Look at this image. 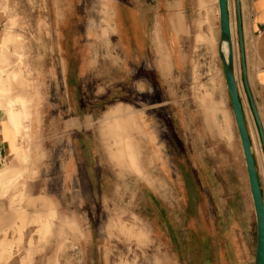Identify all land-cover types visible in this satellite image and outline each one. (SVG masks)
<instances>
[{"label":"crops","instance_id":"obj_1","mask_svg":"<svg viewBox=\"0 0 264 264\" xmlns=\"http://www.w3.org/2000/svg\"><path fill=\"white\" fill-rule=\"evenodd\" d=\"M39 1L41 4L45 2ZM209 1L104 0L102 7H94L86 0L85 5L80 7L78 0H52L49 6L32 9L35 11L33 14L37 15L108 16L106 22L114 29L110 32L109 39L115 42L117 56L120 58V62L113 64L111 70L124 72L122 84H117L123 90L119 92L117 88L116 102L106 105L96 119L94 112L99 106L90 105V109L87 107L88 113L83 126L86 130L89 127L98 128L99 134L94 136V131H87L84 140L96 137L101 142H109L108 137L104 139L106 135L102 130V120L110 108L117 106L124 111L127 108L134 111L135 120L130 122L124 140L132 144L135 153L138 143L145 144V158H149L155 165L154 170L150 169L148 172L150 182L154 179V185L146 184L143 180V184L138 185L136 194L143 206L148 208L150 232L163 249L166 263L255 264L257 219L240 136L238 146L235 144V153H229L232 166L227 167L224 163L223 167L218 168L214 157L208 153V146L204 145L205 138L200 129L201 119H198L192 108L185 106L183 98L180 103L177 102V96L185 93L184 85L190 78L189 51L183 47L192 30L191 22L195 19L191 8L205 6L206 10L200 8L202 14L197 19L201 26L197 27V31H202L201 39L211 47L216 36L218 37L216 48L222 64L219 54V1H214V17L206 5ZM177 3L181 7L178 8ZM241 9L248 83L264 129V0H241ZM15 10L18 15L30 13L29 8L20 7ZM13 11L12 6L10 10H0V195L14 186L21 176L22 161H29L31 164L33 156L29 142L32 133L39 135L44 127L46 110H59L56 103H51L49 97H45L49 93H46L43 83L39 84V79L38 84L34 85L36 94L33 92L27 95L29 93L22 89L14 91L15 81H20L26 87L31 86V83L27 78H22L23 67L29 60L17 43L20 36L18 33H10L9 30V19ZM35 25L37 27L38 23ZM234 26L235 73L239 83L236 70L239 57L236 48L238 37L236 24ZM38 29L40 28H36ZM92 30V26L86 23V33ZM71 35L69 46L74 45H71ZM40 60L42 61L41 58ZM82 61L86 63L84 72L87 74L90 68L87 58ZM75 63L76 58L68 59L69 108L74 112L69 118V126H76L78 86L83 79ZM91 70L92 73L94 68L91 67ZM174 77H179L181 86L176 85ZM240 94L264 194V170L260 169L258 158L261 156L258 148L261 149L263 164L264 153L249 100L246 95L245 102L241 87ZM33 100L30 108L29 104ZM207 116L205 122L209 124V113ZM26 118L30 119L29 124ZM27 125V131L23 130ZM140 126L143 132L141 136L135 132ZM218 127L220 130L219 123ZM235 127L237 133V124ZM85 147H88L90 154L84 159L89 166L95 167L97 149L90 142ZM238 149L242 156L238 154ZM72 162L70 159L68 166ZM32 169V166L27 167L28 172ZM231 174L240 178V182L231 180L227 176ZM23 198L24 195L21 194L18 202ZM41 200L42 205L48 207L52 214L57 212L49 199L43 197ZM72 223L77 226L76 222Z\"/></svg>","mask_w":264,"mask_h":264},{"label":"rangeland","instance_id":"obj_2","mask_svg":"<svg viewBox=\"0 0 264 264\" xmlns=\"http://www.w3.org/2000/svg\"><path fill=\"white\" fill-rule=\"evenodd\" d=\"M44 1L41 4L39 0H0V10L14 8L9 30L15 35L18 33L20 39L17 43L29 60L23 67L22 78H27L31 86L15 81L14 91L22 89L29 93L27 95L36 94L34 85L40 80L39 84L43 83L49 93L45 97L59 106V110H46L45 125L39 135L30 130L33 134L29 142L33 156L31 164L22 161L21 176L14 186L0 195V264H167L163 249L150 232L148 208L136 194L143 180L154 185L148 172L154 170L155 165L145 158V144L138 143L135 153L132 144L124 140L130 122L135 120L134 111L115 106L105 113L102 120L104 139L108 137L112 142H101L96 137L84 140L87 131H94V136L99 134L98 128L86 130L83 126L87 107L99 106L94 112L96 119L106 105L116 102L117 92L123 90L117 84H122L124 72L111 70L113 64L120 62L115 42L109 39L114 29L106 22L107 15L103 14H33L32 8L51 5L52 0ZM78 1V6L85 5L86 0ZM88 1L89 5L102 7L104 0ZM214 1L206 3L212 15H215ZM177 6L181 7L180 3ZM20 7L29 8L30 13L16 14L15 8ZM230 7L235 25V0H230ZM200 8L205 9V6L191 8L195 19L183 47L189 51L190 78L184 85L185 93L177 96V102L183 98L185 106L192 108L201 119L204 145L208 146V153L214 157L218 168L224 163L228 167L232 166L229 153H235L239 135L234 130V114L217 53L218 37L211 47L201 39L202 31H197L201 26L197 19L202 14ZM86 23L92 26L91 32L86 33ZM70 34L73 37L71 45L74 43L75 46H69ZM236 48L239 54L237 43ZM70 57L76 58L77 71L83 78L78 86L76 126L68 125L74 113L70 111L68 96L67 65ZM84 58L90 66L87 74L84 72ZM240 64L239 55L236 70L246 102ZM91 67L94 68L92 73ZM173 79L177 86H181L179 77ZM32 103L34 100L29 104L30 108ZM207 113L210 115L209 124L205 122ZM25 120L29 124L30 119ZM27 129L28 125L23 127V130ZM141 131L140 126L135 132L141 136ZM88 142L97 149L95 167L89 166L84 159L90 154L85 147ZM237 152L242 156L240 149ZM258 153L261 156L258 158L260 169L264 170L260 148ZM70 159L73 164L68 166ZM29 166L33 167L30 172L27 171ZM227 176L235 179V183L240 182V178L233 174ZM21 194L24 198L18 202ZM43 197L56 208L55 214L42 205Z\"/></svg>","mask_w":264,"mask_h":264},{"label":"water","instance_id":"obj_3","mask_svg":"<svg viewBox=\"0 0 264 264\" xmlns=\"http://www.w3.org/2000/svg\"><path fill=\"white\" fill-rule=\"evenodd\" d=\"M220 8V26H221V41L219 53L222 59L224 75L226 79L227 89L230 97L232 110L235 116L239 136L241 139L243 153L246 161L251 193L254 200L256 219H257V250L255 264H264V194L260 182V177L257 169L256 156L252 149V139L248 129L244 104L241 98L238 81L235 75V51L232 40L229 0H218ZM236 11V29L238 37V48L240 55V65L242 73V82L245 93L249 100L250 109L257 125L262 151L264 153V129L260 119V115L252 96L247 77L246 58H245V43L244 30L242 20L241 0H235ZM228 42V55L222 53V43Z\"/></svg>","mask_w":264,"mask_h":264},{"label":"bare ground","instance_id":"obj_4","mask_svg":"<svg viewBox=\"0 0 264 264\" xmlns=\"http://www.w3.org/2000/svg\"><path fill=\"white\" fill-rule=\"evenodd\" d=\"M219 5V4H218ZM229 10H230V22H231V31H232V40H233V32H234V25H233V21H232V15H231V7H230V0H229ZM219 14H220V8H219ZM221 27V26H220ZM237 31V29H236ZM221 41V40H220ZM18 42V41H17ZM234 40H233V46H234ZM220 44V43H219ZM220 46V45H219ZM6 48V47H5ZM222 53L227 56L228 55V42L227 41H224L222 43ZM1 49V48H0ZM234 51H235V48H234ZM220 54V53H219ZM221 57V56H220ZM222 60V59H221ZM235 61H236V55H235ZM236 75V73H235ZM237 79V78H236ZM238 81V80H237ZM2 86V85H1ZM238 86H239V83H238ZM239 90H240V87H239Z\"/></svg>","mask_w":264,"mask_h":264}]
</instances>
